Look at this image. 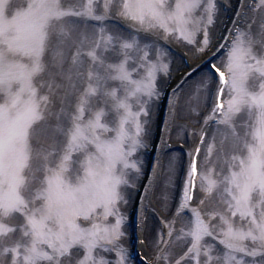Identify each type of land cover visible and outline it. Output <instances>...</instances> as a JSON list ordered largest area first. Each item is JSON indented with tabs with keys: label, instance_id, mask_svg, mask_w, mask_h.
Returning <instances> with one entry per match:
<instances>
[{
	"label": "snow or ice",
	"instance_id": "6c2138e0",
	"mask_svg": "<svg viewBox=\"0 0 264 264\" xmlns=\"http://www.w3.org/2000/svg\"><path fill=\"white\" fill-rule=\"evenodd\" d=\"M138 262L264 264V0H0V264Z\"/></svg>",
	"mask_w": 264,
	"mask_h": 264
},
{
	"label": "bare ground",
	"instance_id": "6f19581e",
	"mask_svg": "<svg viewBox=\"0 0 264 264\" xmlns=\"http://www.w3.org/2000/svg\"><path fill=\"white\" fill-rule=\"evenodd\" d=\"M165 111H166V105H165L164 108H162V110H161V115H160V121H161V124H162L163 119H164V115H163V113H164ZM154 158H155V154L153 153L152 156L149 157V159L152 160V159H154ZM130 218H131V219H132V218L135 219V214L132 213L131 216H130ZM134 225H135V221H134ZM133 227H134V228H133ZM130 231H131V233H132V235H133L132 238H134V236H135L134 239L136 240V235H137V233H136V226H133V225L131 224ZM133 245L135 246L136 251H141V250L139 249V246L136 245V243H134Z\"/></svg>",
	"mask_w": 264,
	"mask_h": 264
}]
</instances>
